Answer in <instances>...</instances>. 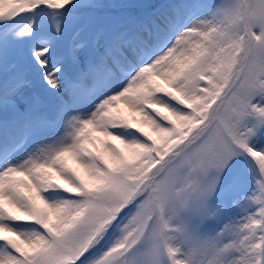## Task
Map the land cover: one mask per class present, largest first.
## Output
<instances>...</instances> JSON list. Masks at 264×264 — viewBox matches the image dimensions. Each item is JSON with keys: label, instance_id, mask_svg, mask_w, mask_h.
I'll return each mask as SVG.
<instances>
[{"label": "snow or ice", "instance_id": "obj_1", "mask_svg": "<svg viewBox=\"0 0 264 264\" xmlns=\"http://www.w3.org/2000/svg\"><path fill=\"white\" fill-rule=\"evenodd\" d=\"M0 264H264V0H0Z\"/></svg>", "mask_w": 264, "mask_h": 264}, {"label": "rangeland", "instance_id": "obj_2", "mask_svg": "<svg viewBox=\"0 0 264 264\" xmlns=\"http://www.w3.org/2000/svg\"><path fill=\"white\" fill-rule=\"evenodd\" d=\"M151 1H154V2H160L161 0H140V2H145V3H149V2H151ZM102 2H104V3H106V0H102ZM109 2H112V0H110ZM108 2V3H109ZM166 2H168V0L166 1ZM165 2V3H166ZM84 40H87L89 37H88V35H87V33L82 37Z\"/></svg>", "mask_w": 264, "mask_h": 264}, {"label": "trees", "instance_id": "obj_3", "mask_svg": "<svg viewBox=\"0 0 264 264\" xmlns=\"http://www.w3.org/2000/svg\"><path fill=\"white\" fill-rule=\"evenodd\" d=\"M110 0H106V3H108ZM167 0H161L159 3L158 2H154V1H151V2H149V3H151V4H156V5H160V4H162V3H165Z\"/></svg>", "mask_w": 264, "mask_h": 264}]
</instances>
